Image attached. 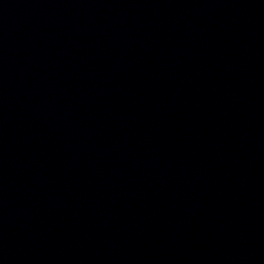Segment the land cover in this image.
<instances>
[{
	"label": "water",
	"instance_id": "1",
	"mask_svg": "<svg viewBox=\"0 0 264 264\" xmlns=\"http://www.w3.org/2000/svg\"><path fill=\"white\" fill-rule=\"evenodd\" d=\"M0 264H264V0H0Z\"/></svg>",
	"mask_w": 264,
	"mask_h": 264
}]
</instances>
